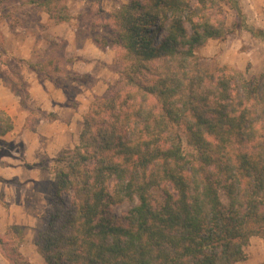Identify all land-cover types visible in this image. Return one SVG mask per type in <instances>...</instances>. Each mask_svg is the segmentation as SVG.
<instances>
[{
    "label": "trees",
    "instance_id": "16d2710c",
    "mask_svg": "<svg viewBox=\"0 0 264 264\" xmlns=\"http://www.w3.org/2000/svg\"><path fill=\"white\" fill-rule=\"evenodd\" d=\"M68 1L28 4L61 24ZM3 11L0 20L15 19ZM92 24L102 31L95 45L115 52L118 81L91 103L77 145L54 161L51 209L35 241L44 264L245 262L250 240L264 239V73L210 71L196 51L241 31L264 44V30L248 23L240 0H127ZM2 58L22 63L0 28ZM28 67L57 88L88 79L50 54ZM0 80L29 97L28 84L1 66ZM14 129L0 111V137ZM119 205L129 207L120 218ZM24 242L21 227L0 232L9 264H32Z\"/></svg>",
    "mask_w": 264,
    "mask_h": 264
},
{
    "label": "rangeland",
    "instance_id": "374dc122",
    "mask_svg": "<svg viewBox=\"0 0 264 264\" xmlns=\"http://www.w3.org/2000/svg\"><path fill=\"white\" fill-rule=\"evenodd\" d=\"M126 2L127 0H99L97 3H87L84 0L65 2L63 6L61 5L60 13L70 20L61 24L49 19L42 9L29 5L28 0H14L0 8V11L4 8L5 15L8 13L15 15V19L0 20V28L5 36L7 48L22 60L19 64L2 58L1 62L5 66L3 64L0 66L8 72L9 78L13 80L19 78L28 84L29 97H26L24 91L20 92L19 97L23 111L29 112L26 119V122H29L28 125L26 123L25 129L30 132L31 144H36L32 145V158L43 160L33 165L40 167L44 164L50 170L52 180H55L54 161L60 152L73 149L77 145L83 129V118L91 103L103 96L108 87L118 81V75L112 66L115 52L101 51L95 45L93 40L100 37L102 31L99 26L94 27L92 23L97 22L99 10L103 13H112ZM240 3L248 23L264 30V0H240ZM235 21V14L229 11L230 30ZM11 28H14L15 32H11ZM49 54L59 61V66L64 70L80 77L86 76L88 79L65 84L63 88L55 87L45 75H41L39 79L28 64ZM196 55L210 71L221 66H229L248 77L264 73V44L244 31L230 33L224 40H208L196 51ZM54 131L63 135L64 144L61 145L63 148H60L61 151L58 153L56 152L59 147L49 151L54 141L48 138ZM42 138L43 145L39 147L37 141ZM40 148L47 150L44 157L37 155ZM22 151V146L18 144L12 146L2 142L0 145V155L10 154L14 159L22 160ZM184 152L192 153L193 150L184 144ZM51 184L52 188L49 186L46 188L48 193L52 192L54 183ZM221 196L226 203L224 195ZM128 209V205H119L114 207L113 213L120 218ZM245 253L246 261L238 264H264V239L253 237L245 248Z\"/></svg>",
    "mask_w": 264,
    "mask_h": 264
},
{
    "label": "crops",
    "instance_id": "0c3cea01",
    "mask_svg": "<svg viewBox=\"0 0 264 264\" xmlns=\"http://www.w3.org/2000/svg\"><path fill=\"white\" fill-rule=\"evenodd\" d=\"M0 111H5L15 121L14 131L0 137V145L2 142L12 146L18 144L23 149L22 160L14 159L10 154L0 155V232L4 234L10 227H23L25 242L20 248L21 253L32 264H44V260L37 252L35 241L38 233L47 224L51 193H48L46 188L47 186L52 188L51 183H54V179L50 178V176L52 177L51 172L44 164H41L40 167L33 165L40 163L39 161L42 159L32 158V145L36 144H31L29 141L30 132L25 129L29 112L23 111L20 98L8 90L1 80ZM62 137L63 135L61 136L58 131L51 132L48 139H52L54 144L49 151L58 147L56 153L61 151L63 148L61 145L64 144ZM43 140L44 138L37 141L39 147L43 145ZM39 151L38 157L46 155V149L40 148ZM1 198H3V202H1ZM0 264H9L1 253Z\"/></svg>",
    "mask_w": 264,
    "mask_h": 264
}]
</instances>
